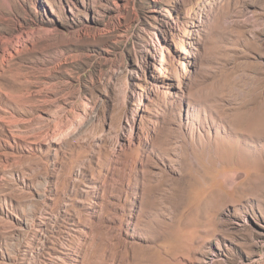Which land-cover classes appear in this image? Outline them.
<instances>
[{
  "label": "rangeland",
  "instance_id": "rangeland-1",
  "mask_svg": "<svg viewBox=\"0 0 264 264\" xmlns=\"http://www.w3.org/2000/svg\"><path fill=\"white\" fill-rule=\"evenodd\" d=\"M0 264H264V0H0Z\"/></svg>",
  "mask_w": 264,
  "mask_h": 264
}]
</instances>
